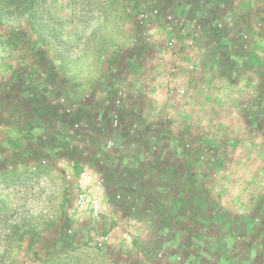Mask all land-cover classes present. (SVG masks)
I'll use <instances>...</instances> for the list:
<instances>
[{"label":"rangeland","instance_id":"rangeland-1","mask_svg":"<svg viewBox=\"0 0 264 264\" xmlns=\"http://www.w3.org/2000/svg\"><path fill=\"white\" fill-rule=\"evenodd\" d=\"M156 1L197 16L190 51L154 55L167 36L161 19L138 36L139 10ZM251 1L258 14L245 16L248 1L223 10L217 0H0V142L23 136L5 132L12 96L30 107L42 95L46 110L47 90L57 91L75 104L60 121L49 107L46 130H32L48 164L0 171V264H264V243L244 231L247 221L264 228V0ZM172 67L182 97L166 79ZM119 88L113 130L105 100ZM74 120L85 125L82 149L64 147ZM63 156L70 178L55 163ZM90 172L104 178L99 223L72 211L75 186L88 182L78 174ZM103 230L110 242L99 250Z\"/></svg>","mask_w":264,"mask_h":264},{"label":"built area","instance_id":"built-area-1","mask_svg":"<svg viewBox=\"0 0 264 264\" xmlns=\"http://www.w3.org/2000/svg\"><path fill=\"white\" fill-rule=\"evenodd\" d=\"M199 3H203L205 0H198ZM247 1L250 6H253L251 0H217L218 5L223 10L226 9H239L247 6ZM231 6V7H230ZM230 7V8H228ZM248 8V6H247ZM227 16L229 11H225ZM158 19H161L163 22L164 30L166 32V39L164 41V46L161 48V51L155 52L154 55H162L164 51H176L177 48L185 49L187 52L190 49L195 47L196 38L199 34L200 24L197 21L198 18L196 15H184L181 13H172L171 11L162 9V2H155L153 6L149 8L140 9L137 17L136 23L138 27V36L141 38H148L153 32L154 28L157 25ZM244 39L248 38V35L245 34ZM246 40H244L245 42ZM244 48H247V44L243 45ZM187 68L193 70L196 68L194 62H188ZM176 68L172 67L171 72L166 77L169 85L172 87L171 91L175 96L182 97L185 95V89L183 88L180 78H178ZM84 97H88L86 93ZM124 98V92L119 88L116 89V95L112 100H105V104L109 107L111 106L110 112V127L113 130H116L120 127L121 124V107L122 99ZM58 102L63 105V112L67 116H71L74 111L75 104L67 103L65 98L59 97ZM106 106V107H107ZM85 125L79 121H71L66 128V136L68 141L65 144L66 149H82L85 146V143L78 139L81 133H83ZM114 146L112 139H108L104 143L105 150H110ZM119 148H123L122 144L119 145ZM65 157H58L55 160V163L58 167L64 170L65 177L70 178L68 171L64 169ZM45 163V161H43ZM86 174L88 182L85 184L80 183L79 187L74 188V198H73V209L80 210L86 214L92 221L99 223L101 222L106 214L103 206L104 199V178L97 172L81 173L78 174V181L82 180V176ZM77 175L72 177V180H76ZM116 200H120L121 196L119 194L115 195ZM67 231L71 233V229L68 228ZM110 242V232L108 230L101 231L98 235L93 237V244L95 248L99 250H104Z\"/></svg>","mask_w":264,"mask_h":264},{"label":"trees","instance_id":"trees-1","mask_svg":"<svg viewBox=\"0 0 264 264\" xmlns=\"http://www.w3.org/2000/svg\"><path fill=\"white\" fill-rule=\"evenodd\" d=\"M261 3H262V0H260V6H261ZM254 8H256V10H258L259 8V5L256 2H254L253 6L248 7V11H247V14H245V16L251 15V12L253 11ZM256 10H254L253 13L257 12ZM48 93L49 95L47 96H49L48 98H49V107H50L49 113L52 115L51 120L60 121L64 118V117L63 118H60V117L66 115L63 112V105L58 102L59 97H57V91L47 90V94ZM4 94L5 95L2 94V98H1L2 100H0V104L4 102L7 97L6 93ZM42 98H44V96L35 95L32 102L30 103L31 105L30 107L27 106L28 100L25 99V97H23L22 95L16 96V97L12 96V98H10L9 103H13L12 106L15 109L14 114L16 115L19 114V117L14 118L15 117L14 114L13 115L8 114V117L5 116V118H3L5 119L4 123L7 121L8 123L6 124V126H8L9 124H13L18 129L20 130L23 129L24 133L21 139H19V142L17 144H16L17 142L16 140L10 143L11 144L10 145V150H11L10 157L7 154V149L5 147L0 146V171L5 170L8 167L15 168V166H18V164H24L23 163L24 161L21 158V156H23L24 160L28 159L30 161L29 163H26V164H31L29 165V167H31L32 169L40 165H43V164H48V161L46 160L47 150L44 148L45 145L43 144L34 145L33 142H35L37 137H35V140H33L34 137L32 135V130L34 127L37 126V124L42 125L43 129L45 128L44 130H46V127H45L46 124L42 123L41 118L45 116L46 110H48L49 107L46 106L48 108H46L45 110V108L43 107V104H41L40 99ZM3 114L6 115V111H4ZM108 118H109V125H110V116H108ZM58 141L59 142L57 144H62L63 142L62 136L59 137ZM30 145H32V148L28 147ZM98 149L95 148L94 150L99 151ZM40 156L44 158L39 159ZM12 159L13 161L15 160V163L14 162L12 163ZM43 161H45V163H43Z\"/></svg>","mask_w":264,"mask_h":264},{"label":"crops","instance_id":"crops-1","mask_svg":"<svg viewBox=\"0 0 264 264\" xmlns=\"http://www.w3.org/2000/svg\"><path fill=\"white\" fill-rule=\"evenodd\" d=\"M254 3V2H253ZM253 5V4H252ZM261 5H262V3H261ZM260 13V15H264V13L263 12H259ZM5 127H7L8 129H5V132H19V134L20 133H24V130L23 129H18L16 126H14L13 124H9L8 126H5ZM43 129V126L42 125H38L37 124V126L36 127H34L33 128V130H37V129ZM45 129V128H44ZM43 129V130H44ZM6 137H8V138H6ZM4 139H5V142L6 143H8L9 142V144L7 145V146H5V144H3V143H1L0 142V146H2V147H5L6 149H7V154L9 155V157L11 156V150L9 149V147H10V143H12V141H10V137L8 136V135H5L4 137H3ZM2 141V140H1ZM19 141H17L16 142V144L18 143ZM25 144H26V142H25ZM24 144V145H25ZM29 148H32V145H30V146H28ZM10 153V154H9ZM21 158L23 159V165H27V166H29V165H31V164H26V163H29L30 161L28 160V159H26V160H24V158H23V156H21ZM12 161H13V159H12ZM26 161H28V162H26ZM13 163V162H12ZM11 163V164H12ZM9 169H11L12 167H8ZM31 168V167H30ZM86 215V214H85ZM264 216V215H263ZM86 218H88V219H90L87 215H86ZM91 220V219H90ZM92 221V220H91ZM253 221V220H252ZM94 222V221H93ZM253 223H255V221H253V222H251V221H247L246 222V224L244 225V231L247 233V235H248V239H249V243H251L252 245L253 244H255L256 243V241H258V240H261L263 243H264V228H262V230H260V232L258 233V232H252L253 231V226H252V224ZM251 234V235H250ZM260 243V242H259ZM262 251V250H261ZM262 255V254H261ZM251 258V257H250ZM249 258V259H250ZM251 260V259H250Z\"/></svg>","mask_w":264,"mask_h":264}]
</instances>
